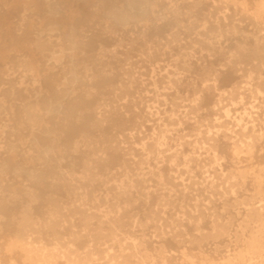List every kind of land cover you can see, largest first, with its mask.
<instances>
[{
    "label": "bare ground",
    "instance_id": "obj_1",
    "mask_svg": "<svg viewBox=\"0 0 264 264\" xmlns=\"http://www.w3.org/2000/svg\"><path fill=\"white\" fill-rule=\"evenodd\" d=\"M249 1L198 17L204 0H0V68L19 72L0 77V182L16 184L0 264H264V162L247 161L264 0Z\"/></svg>",
    "mask_w": 264,
    "mask_h": 264
},
{
    "label": "rangeland",
    "instance_id": "obj_2",
    "mask_svg": "<svg viewBox=\"0 0 264 264\" xmlns=\"http://www.w3.org/2000/svg\"><path fill=\"white\" fill-rule=\"evenodd\" d=\"M251 1H249V5H251ZM208 7H209V0H204V2L201 3L200 6H199V8L197 9V11H198V17H202V13L204 11H206ZM11 10H12V6L9 3L6 4V5H0V16H1V18H0V34L1 33H4V31L7 28V26L10 25V23L7 22L8 20H6V19L2 20V18H3L2 15L5 14V11H6V13H9L10 14ZM5 20H6V22H4ZM242 26L244 27V30L247 33H250V30L252 29V25L249 24V22H245V21L242 22ZM21 30L22 29L18 30L17 32H20ZM2 41H3V39L0 40V61H1V63L3 62L1 60V55H6V54L8 55L9 52H10V54L13 53L12 51L8 50V48H5V49H7V50H5L2 47V43H5V42H2ZM230 42H232V40H230ZM7 67H9V64L1 65V68H0V77L2 76L3 78L6 79L7 77L14 78L15 76L18 75V73H19L18 71H14V70H11V69L8 70ZM4 71H5V73L2 74ZM0 81H1V79H0ZM81 87H83V86H81ZM85 88L90 89V91L93 92L92 95L89 96V99L91 100V107L97 106L100 103V101H102V99H108L109 98V95L104 92V89H102L101 86L95 85L94 83L92 85H90V86H88V85L85 86ZM203 109L205 111H209L211 109L210 100H207L206 101L205 105L203 106ZM263 155H264V143H257L254 154L247 161L249 163H252L253 164V167H258L260 164H263L262 162H264V158L262 157ZM241 159H243V156H242ZM243 161H246V160H243ZM68 168H69V166H67V165L63 167V169H68ZM9 183H11V181H6L5 180V181H1L0 182V195L1 196H5V198H7L8 197V194L11 192V188L10 187L16 186V184L10 185ZM64 201L67 203V202H70L71 200H66L65 199ZM35 213H36L35 214V217L42 216L41 215V212H39L37 210L35 211ZM8 221H9V217L6 216V215L4 216V218L1 219V222H0L1 223V225H0V234H2L5 231V229H7V228L9 229V232H12V234H13V232H14V229H12V227H13L12 224L13 223L12 222H8ZM150 230H151V228H149V229L146 230L148 234L150 233ZM0 240L2 241L4 239H0ZM226 245H227V242H220V243L217 244L220 253H223L224 252V249H225V246ZM77 246L79 247L80 250L84 248V244H82L81 242H77ZM211 247L210 248L207 247L206 248V251H209V252H211L213 254V251H212L213 249ZM168 248L170 249V252H172V253H177L178 252V249H176L175 247L171 246L170 244H168ZM196 251L197 250H193L192 252H196ZM17 252L19 253L20 251L17 250ZM213 257H214V259L216 261H220V259H218L217 256L214 255ZM17 258L19 259L20 256L17 255ZM18 261H19L18 264H22L20 262V260H18ZM172 261L175 262V263H177V262L180 261V259H177V256H176V258L175 259H172ZM24 264H33V263L27 261Z\"/></svg>",
    "mask_w": 264,
    "mask_h": 264
}]
</instances>
